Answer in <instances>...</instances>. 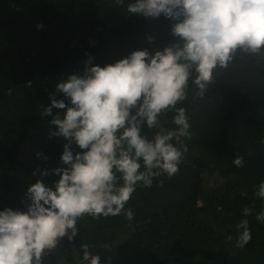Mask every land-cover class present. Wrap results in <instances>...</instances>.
<instances>
[{"label":"trees","instance_id":"trees-1","mask_svg":"<svg viewBox=\"0 0 264 264\" xmlns=\"http://www.w3.org/2000/svg\"><path fill=\"white\" fill-rule=\"evenodd\" d=\"M134 2L0 0V211H27L29 186L41 180L54 188L60 179L41 171L67 167L60 159L67 141L50 135L57 127L42 115L51 95L63 99L59 83L83 76L89 57L104 67L174 42L175 21L129 14ZM177 107L187 109L192 134L179 173L154 179L151 188L138 186L125 206L134 213L131 221L124 214L82 217L78 235L58 243L60 257L70 254L82 264L87 244L100 264H264V223L256 220L264 200L254 195L264 182V50H237L226 68L213 71L203 97L190 84ZM57 114L63 119L65 110L53 108ZM173 115L162 117V126L175 128ZM155 131L143 134L151 139ZM72 151L81 150L73 144ZM239 155L241 168L232 163ZM242 219L249 221L251 240L239 248Z\"/></svg>","mask_w":264,"mask_h":264},{"label":"clouds","instance_id":"clouds-1","mask_svg":"<svg viewBox=\"0 0 264 264\" xmlns=\"http://www.w3.org/2000/svg\"><path fill=\"white\" fill-rule=\"evenodd\" d=\"M115 3L123 6L124 0ZM127 12L175 21L174 42L154 54L133 51L104 67L91 65L89 57L83 76L73 74L57 85L63 99L51 95L42 115L52 116L57 127L50 135L67 141L60 157L67 167L41 171L60 179L54 188L41 180L29 186L27 211H0V264H43L61 239L78 235L77 221L84 216L124 214L131 221L134 213L125 206L137 187L151 188L154 179L180 171L192 134L187 109L177 105L186 101L190 84L203 97L213 71L226 68L237 50H264V0H135ZM53 108L65 110L63 119L52 115ZM170 112L175 128L161 124ZM145 128L156 130L151 139ZM73 144L81 150L75 155ZM232 163L243 167V157ZM254 195L264 200V182ZM243 215L251 209L245 207ZM256 220L264 223V211ZM236 229V247L243 248L251 240L249 221L242 219ZM89 247L81 245L82 264H100Z\"/></svg>","mask_w":264,"mask_h":264},{"label":"rangeland","instance_id":"rangeland-1","mask_svg":"<svg viewBox=\"0 0 264 264\" xmlns=\"http://www.w3.org/2000/svg\"><path fill=\"white\" fill-rule=\"evenodd\" d=\"M216 177L212 178V186L214 184V181L217 179ZM63 257L64 258L60 257L58 249L55 248L43 257V264H76V261H71L70 254L63 255Z\"/></svg>","mask_w":264,"mask_h":264}]
</instances>
